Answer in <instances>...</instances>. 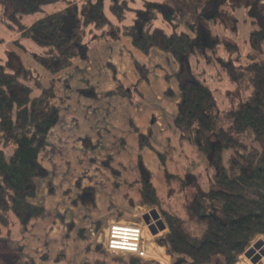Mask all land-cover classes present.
I'll return each instance as SVG.
<instances>
[{"label": "trees", "instance_id": "16d2710c", "mask_svg": "<svg viewBox=\"0 0 264 264\" xmlns=\"http://www.w3.org/2000/svg\"><path fill=\"white\" fill-rule=\"evenodd\" d=\"M59 1L62 7L45 12V6ZM260 1L246 3L253 28L248 36L251 50L244 54L239 43L215 30L216 23L230 17V0H204L196 20L183 19L171 0L141 4L136 0H0L1 21L42 47L31 54L51 74L71 66L77 57H88L86 35L92 32L94 38L106 40L127 36L145 53L156 47L181 61L204 58L235 85L239 93L230 92L232 102L221 110L216 91L201 72L187 71L180 81L174 125L179 136L204 155L209 188L194 172L180 175L165 169L162 191L143 154L137 156L139 175L127 184V199L131 205L159 208L168 230L156 241L165 247L171 264H235L254 238L264 236V10ZM39 11L43 12L39 18L27 20V15ZM0 44V214L11 211L28 223L45 212V206L34 201L39 178L49 175L40 153L59 122L60 108L55 80L46 81L26 66L17 51ZM137 67L146 68L139 63ZM131 91V86L118 81L105 94L128 97ZM79 92L94 94V88ZM133 128L140 150L152 147L149 133L135 124ZM245 135L260 144H249L242 138ZM225 148H233L227 159ZM111 159L101 162L119 174ZM76 183L80 191L74 203L94 205L95 187H80L79 178ZM73 225L68 223L69 231ZM95 246L103 249L101 243Z\"/></svg>", "mask_w": 264, "mask_h": 264}, {"label": "crops", "instance_id": "0c3cea01", "mask_svg": "<svg viewBox=\"0 0 264 264\" xmlns=\"http://www.w3.org/2000/svg\"><path fill=\"white\" fill-rule=\"evenodd\" d=\"M93 35H86L90 43L88 57L75 58L71 66L56 74L33 57L31 53L42 47L30 37L16 33L13 39L19 41V46L7 45L46 81L55 80L60 119L40 153L49 175L39 178L43 181L38 182L34 201L45 206L44 214L28 223L11 211L0 214V252L5 253L2 256L6 264H31L35 259L37 264H171L165 247L156 241L168 230L166 224L164 228H149L144 215L150 208L139 203L131 205L127 199V184L139 175L137 156L142 151L158 185L164 184L165 169L180 175L194 172L202 182L207 176L204 155L182 139L174 125L180 83L171 55L156 47L145 53L127 36L106 40ZM137 63L145 65V70L141 71ZM118 81L131 86L128 97L105 94ZM87 87H93L94 94L79 92ZM133 124L149 133L152 147L140 150ZM108 157L119 174L102 164ZM78 176H82L80 187H95L96 204L86 207L80 201L74 203L72 196L69 201L65 198L63 181L69 183ZM79 191L76 187L75 198ZM55 198L58 200L52 204ZM98 221L104 231L112 221L141 224L147 255L96 249V239L87 233V226H97ZM70 222L74 225L69 231Z\"/></svg>", "mask_w": 264, "mask_h": 264}, {"label": "rangeland", "instance_id": "374dc122", "mask_svg": "<svg viewBox=\"0 0 264 264\" xmlns=\"http://www.w3.org/2000/svg\"><path fill=\"white\" fill-rule=\"evenodd\" d=\"M143 1L144 0H136V4H141ZM171 1L175 4L177 10L180 12L183 19H190V20L191 19L196 20L198 18V15L201 12V5L204 3V0H171ZM252 1L253 0H230L231 3L227 4V5L231 4L228 7L230 17L226 18V21L224 23H221V22L216 23V26H215V30L218 33L225 35L226 37H229L232 40H235L237 43H239L242 48V53L244 54H246L248 51L251 50L248 44V36H249V31L253 28V24H252L253 22H251L252 17L249 15V6L246 5V3L252 2ZM260 4L264 10V0H261ZM62 5H63V2H60V1L49 4L45 6V12H51L53 10H56ZM42 14L43 12L39 11V12H35V13L27 15L26 18L28 21H31V20L39 18ZM15 34L16 33H13L12 31H10V29L7 28V26L0 19V43L1 42L3 43L2 46L8 47L7 45H12V44H16L19 46L18 44L19 41L15 40L16 38L13 39V37H15ZM170 55H171L170 56L171 60L174 62V65L176 68V76L179 79V83L180 81L184 79V76L186 75L187 71H189L190 73L192 72V73L198 74V75L201 72L200 76L205 77L209 85L216 91V95H217L221 110L229 106V104L232 102L230 99V95H229L230 92H235V93L237 92V94L239 93L236 90L235 85L232 84L231 81L229 80L228 75L225 72L224 73L222 72L223 74L221 75L218 74L217 73L218 68H214L213 65H208L204 58L191 57L190 59H184L181 61L177 59L171 53ZM222 56L225 58L229 57L228 54H225ZM262 56L264 57V53L262 54ZM217 67H220V66H217ZM239 97L240 96L238 95V97H236L235 100H237ZM242 138L251 145L260 144V142L255 141L251 137V135H245ZM232 151H233V148H225L224 153H223L224 158L227 159L232 153ZM140 153H142V151ZM83 173H85V171ZM81 177L82 176L73 178L69 183H67L66 180L63 181L65 182L64 185L66 186L65 198L68 201L70 197L72 196L73 202H74V198L76 196L74 194V191H75V188L78 187L76 182L78 178L81 181ZM42 181L40 182V179H39L38 180L39 184H42ZM203 182H204V186L206 188H209L210 180L208 179L207 176L206 178L203 179ZM53 186L57 187V184H54ZM160 187L162 191H165L164 184L160 185ZM60 188L61 187H59L57 190L59 191ZM57 200L58 199L56 198L52 199L51 201L52 204H54ZM71 202H72V199H71ZM149 208L150 209L155 208L160 213L159 208H157L156 206L149 207ZM99 221L97 223L98 224L97 226H93V225L87 226L88 227L87 233L93 236L96 239L97 243L102 244L103 250H106L104 246V242H103V240L105 239L104 237L105 231L104 229H101V227L100 228L98 227L100 226ZM3 245L4 244H1V246ZM2 254H5V253L0 252L1 256ZM1 256H0V264H6V261H4V257L3 256L1 257ZM250 259L248 260L250 264H255L259 260L258 259L256 262H254L252 259L251 260ZM31 264H37L36 259L32 260Z\"/></svg>", "mask_w": 264, "mask_h": 264}, {"label": "built area", "instance_id": "2783aa9c", "mask_svg": "<svg viewBox=\"0 0 264 264\" xmlns=\"http://www.w3.org/2000/svg\"><path fill=\"white\" fill-rule=\"evenodd\" d=\"M153 222H155V220H153ZM104 237V246L109 251L131 252L138 257H145L147 255L146 238L144 236L143 227L137 222L112 221L106 228ZM258 243L260 244L257 245ZM249 247L254 248V255H260L259 260L255 264H264V253H262L264 249V236L258 235L251 241ZM245 251L240 254V258L237 260L236 264H250L248 260L251 257H248Z\"/></svg>", "mask_w": 264, "mask_h": 264}, {"label": "water", "instance_id": "95a60500", "mask_svg": "<svg viewBox=\"0 0 264 264\" xmlns=\"http://www.w3.org/2000/svg\"><path fill=\"white\" fill-rule=\"evenodd\" d=\"M144 219L146 221V223L148 224L149 228H154V227H159V228H164L165 224L160 216V213L157 211V209H151L150 211L146 212L144 215ZM153 220H155V222H153ZM154 233L157 232L156 230H153ZM260 243H258L257 245H259ZM262 253H264V249L262 250ZM245 254L248 257H251V259L256 262L260 255L256 254L254 255V248L253 247H249L246 251Z\"/></svg>", "mask_w": 264, "mask_h": 264}, {"label": "bare ground", "instance_id": "6f19581e", "mask_svg": "<svg viewBox=\"0 0 264 264\" xmlns=\"http://www.w3.org/2000/svg\"><path fill=\"white\" fill-rule=\"evenodd\" d=\"M140 213H141V212H140ZM148 231H149V230H148ZM164 259H165V258H164ZM164 259H163V260H164Z\"/></svg>", "mask_w": 264, "mask_h": 264}]
</instances>
